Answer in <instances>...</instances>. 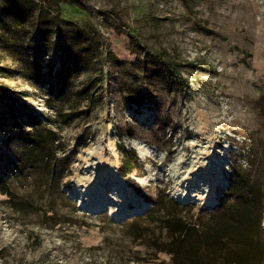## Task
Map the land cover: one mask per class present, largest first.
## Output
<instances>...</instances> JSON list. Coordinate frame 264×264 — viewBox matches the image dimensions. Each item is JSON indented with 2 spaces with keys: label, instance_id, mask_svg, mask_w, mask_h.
I'll use <instances>...</instances> for the list:
<instances>
[{
  "label": "rangeland",
  "instance_id": "1",
  "mask_svg": "<svg viewBox=\"0 0 264 264\" xmlns=\"http://www.w3.org/2000/svg\"><path fill=\"white\" fill-rule=\"evenodd\" d=\"M23 1L0 0V264H225L223 222L264 264V0ZM31 118L50 172L20 160Z\"/></svg>",
  "mask_w": 264,
  "mask_h": 264
},
{
  "label": "trees",
  "instance_id": "2",
  "mask_svg": "<svg viewBox=\"0 0 264 264\" xmlns=\"http://www.w3.org/2000/svg\"><path fill=\"white\" fill-rule=\"evenodd\" d=\"M41 5L38 6V11H43L46 15H48V11L57 12V2L59 0H40ZM21 10L24 13L23 15L33 17V12L37 7V4L32 1H23ZM30 126L32 131L25 130L19 138L24 146L20 160H22L26 167L31 168L32 170H37L40 168L44 172H50L52 162L50 161L53 148L52 144L54 141V132L51 129H43L38 128L36 125L38 124L34 118H31ZM131 155L134 156V159L137 160L133 151L130 152ZM175 233L177 234V238H181L180 242L182 244V240H190V236L193 233L195 227L192 226L188 221L182 218H175ZM238 231L234 226L229 225L226 222H223L217 227L210 234H204V239L202 241V245L209 250V253L217 252V249L222 250L225 252L224 261L225 264H258L259 258L256 259H249L246 257L245 253H240V251L231 252L230 249L235 244H240V247L246 244L245 236L242 234H238ZM178 246L176 249V253L182 248L183 253L185 256L189 257L188 259L195 260L193 255H197L199 251V241L197 242H188L187 246ZM250 245V244H249ZM230 257V258H229Z\"/></svg>",
  "mask_w": 264,
  "mask_h": 264
},
{
  "label": "bare ground",
  "instance_id": "3",
  "mask_svg": "<svg viewBox=\"0 0 264 264\" xmlns=\"http://www.w3.org/2000/svg\"><path fill=\"white\" fill-rule=\"evenodd\" d=\"M133 147L137 151L138 155L141 156L142 158L145 156H148L149 152H148V149H146L145 147L137 146L135 144H133Z\"/></svg>",
  "mask_w": 264,
  "mask_h": 264
}]
</instances>
